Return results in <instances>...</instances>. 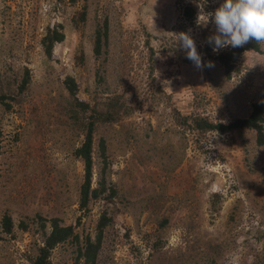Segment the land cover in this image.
Returning <instances> with one entry per match:
<instances>
[{
	"label": "rangeland",
	"instance_id": "1",
	"mask_svg": "<svg viewBox=\"0 0 264 264\" xmlns=\"http://www.w3.org/2000/svg\"><path fill=\"white\" fill-rule=\"evenodd\" d=\"M185 2L194 9L189 23L176 0H0V87L23 66L30 74L10 108L0 105V217L13 224L9 234L0 231V264H30L41 242L37 215L72 225L80 243L102 213L108 221L93 264H264V146L248 129L181 130L170 112L245 116L264 90V55L243 51L239 70L225 79L203 58L215 25L198 22L223 0ZM55 22L64 37L47 58L39 38ZM103 23L95 58L93 32ZM182 32L214 67L186 58ZM67 75L89 105L117 96L129 109L95 130L105 151L103 159L94 152L92 183L104 165L106 189L84 211L81 164L70 154L79 135L64 112ZM75 249L73 240L56 245L51 263L76 264Z\"/></svg>",
	"mask_w": 264,
	"mask_h": 264
},
{
	"label": "trees",
	"instance_id": "2",
	"mask_svg": "<svg viewBox=\"0 0 264 264\" xmlns=\"http://www.w3.org/2000/svg\"><path fill=\"white\" fill-rule=\"evenodd\" d=\"M181 4V16L183 21L192 22L194 20V9L188 3H183V0H176ZM84 12L80 13L79 20H83ZM72 24L77 25L72 20ZM63 27L61 23L55 22L51 26H46L39 38L41 51L45 57L52 56V48L55 43L61 41L64 37ZM104 23L96 24L93 32L92 50L95 58L99 57L100 49L104 42ZM245 50L264 55V43H257L252 40L242 47L233 48L231 46L220 49L218 52H212L209 44L203 46V58L211 59L221 68L222 75L225 79H229L231 75L239 70L238 59L241 53ZM21 72L13 74L9 81H6L4 87H0V105L4 109H9L11 101H15L17 96H20L29 82V70L22 67ZM0 83H2L0 81ZM67 94L68 102L64 108L69 128H73L79 140L72 148L71 156L78 160L81 164V181L77 191V208L81 211L87 209L90 200L98 199L105 191L104 183V165L100 166L94 183H92L94 152L98 158L103 159L105 145L104 139L98 137L96 142L94 133L99 124L112 123L117 121L122 115L128 113L129 109L126 104L117 98V96L106 97L100 107L91 106L83 99L76 96L77 83L70 76H65L62 79ZM97 103V104H98ZM171 114L176 124L181 130H189L195 135L202 134L207 131H217L219 133L228 131H240L248 129L253 132L254 142L256 145L264 146V90L261 92L258 99L253 100L249 104V111L245 116L232 117L227 121H212L207 116L199 113H182L172 107ZM112 194L110 189L109 195ZM108 218L102 213L95 225V234L93 236L85 235L77 243V235L73 232L72 225H64L57 217L48 219L41 218L37 215V222L41 234V242L36 248L34 256L29 259L30 264H52L50 254L52 249L66 241L75 242V257L74 263L78 264H93L96 253L99 249L101 240V232L106 225ZM162 219L161 222H163ZM45 222H48L49 229L45 231ZM13 224L10 216L3 213L0 217V231L9 234ZM18 227L22 230L26 228L24 221H19Z\"/></svg>",
	"mask_w": 264,
	"mask_h": 264
},
{
	"label": "clouds",
	"instance_id": "3",
	"mask_svg": "<svg viewBox=\"0 0 264 264\" xmlns=\"http://www.w3.org/2000/svg\"><path fill=\"white\" fill-rule=\"evenodd\" d=\"M216 32L208 38L214 45L213 52L231 46L242 47L249 41L264 43V0H223L213 13L201 14L198 22L207 25L209 19ZM177 42L186 51V58L197 68H212L213 62L202 63L193 38L188 33H179Z\"/></svg>",
	"mask_w": 264,
	"mask_h": 264
}]
</instances>
